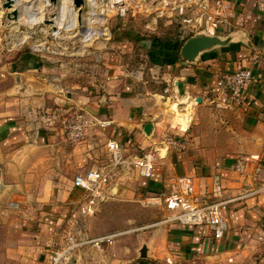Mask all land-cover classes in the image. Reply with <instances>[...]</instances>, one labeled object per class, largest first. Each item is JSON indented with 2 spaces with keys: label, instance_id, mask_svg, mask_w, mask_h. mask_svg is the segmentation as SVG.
<instances>
[{
  "label": "crops",
  "instance_id": "crops-1",
  "mask_svg": "<svg viewBox=\"0 0 264 264\" xmlns=\"http://www.w3.org/2000/svg\"><path fill=\"white\" fill-rule=\"evenodd\" d=\"M216 33L232 34V38L200 52L193 61L166 49L158 62L171 68V73L162 76L166 82L162 91L119 98L111 108L87 95L75 97L73 101L80 99L89 111L111 119L77 143L65 141L57 108L41 114L14 106L19 98L12 94L14 82L0 91V264H50L49 255L61 246L65 233L76 231L80 218L88 228L102 200L161 195L170 180L191 171L207 191L217 183L221 186V192L210 200L220 204L225 221L222 235L215 237L208 224L170 220L148 234L134 236L131 245L121 246V252L131 249L129 264H264V191L240 196L264 180V0H230ZM238 66L250 68L252 74L241 105L216 107L211 99L217 94L218 76ZM196 96L201 100L194 103ZM171 102H177L179 111L185 113L174 116ZM208 104L217 110L211 112L213 116ZM193 109L195 121L191 123ZM148 121L150 133L143 130ZM168 131L182 135L186 148L168 149L161 156ZM108 139L122 146L126 161L145 150L159 149L160 154L150 176H144L134 163L126 166L128 172H120L126 168L122 166L112 170L111 175L118 172L122 182L104 186V197L97 198L93 212L87 213L88 193L73 185V177L107 161ZM62 177L65 183L57 181ZM143 243L145 256L139 254ZM105 249L109 254L111 249ZM74 260L73 264H79L77 257ZM115 260L120 264L117 256Z\"/></svg>",
  "mask_w": 264,
  "mask_h": 264
},
{
  "label": "rangeland",
  "instance_id": "rangeland-1",
  "mask_svg": "<svg viewBox=\"0 0 264 264\" xmlns=\"http://www.w3.org/2000/svg\"><path fill=\"white\" fill-rule=\"evenodd\" d=\"M142 2L127 0L126 13L120 14L109 0H84L80 6L72 0H0V91L14 82L12 94L19 97L14 106L41 114L57 108L61 127L65 114L83 106L80 99L73 101L75 97L87 95L111 108L135 93L148 96L151 91H162L166 84L162 76L171 73V68L158 61L166 49L180 53L181 38L187 33L167 16L148 13ZM169 104L174 116L185 113L179 111L177 102ZM207 106L210 114L217 112L214 105ZM63 133L65 141L73 143ZM105 157L102 165L112 173L118 167H110L106 150ZM117 173L112 174L111 184L122 182ZM57 181L65 183L66 179ZM94 215L88 228L83 218L78 219L76 231L89 237L113 234L110 239L99 243L102 247L82 245L57 264H73L76 257L79 264H118L116 256L120 264H129L131 249L121 252V246L170 221L171 213L157 194L143 193L132 199L108 197ZM120 237L122 242L107 243ZM105 248L111 249L109 254Z\"/></svg>",
  "mask_w": 264,
  "mask_h": 264
},
{
  "label": "built area",
  "instance_id": "built-area-1",
  "mask_svg": "<svg viewBox=\"0 0 264 264\" xmlns=\"http://www.w3.org/2000/svg\"><path fill=\"white\" fill-rule=\"evenodd\" d=\"M112 3L116 4L117 12L126 13V5L123 0L120 3L112 0ZM142 3L144 10L148 13L167 16L170 21L177 22L182 28L181 30L187 34L197 31L216 33L219 25L224 22L230 7V0H143ZM251 77V70L246 66H238L232 71L220 74L216 81L217 94L213 96L211 102L216 107L228 109L240 106L243 101V89ZM61 123L67 138L71 142L77 143L95 127L111 123V119L101 118L87 108L78 106L70 113L65 114L61 118ZM161 144V148L168 147L174 151H183L186 148L184 137L172 131L165 134ZM106 152L110 167H126L130 163H134L138 165L144 176L151 175L155 161L160 154L159 149L145 150L126 161L127 156L115 139L106 141ZM111 176L110 168H107L106 165L91 167L74 175L73 185L83 187L88 193L85 212L92 213L97 198L104 197L103 187L110 185ZM165 188L158 198L171 211L170 220L181 223L208 224L215 237L222 235L225 221L219 211L220 204L217 200H210L212 196L221 192L220 184H215L209 192L205 189L197 173L191 171L170 180ZM259 191H264V180L259 182L254 189H245L240 193V196ZM112 235L89 237L83 232L68 230L61 246L50 253V264H57L61 260L68 259L76 248L84 244H99L105 239H110Z\"/></svg>",
  "mask_w": 264,
  "mask_h": 264
},
{
  "label": "water",
  "instance_id": "water-1",
  "mask_svg": "<svg viewBox=\"0 0 264 264\" xmlns=\"http://www.w3.org/2000/svg\"><path fill=\"white\" fill-rule=\"evenodd\" d=\"M73 3L77 6H80L84 0H72ZM232 38V34H229L225 37H222L218 33H210L206 31H197L189 35L180 47V55L182 58L193 61L195 57L202 51L211 49L217 45H224L229 42ZM196 102L201 100L200 96L194 98ZM152 123L150 121L146 122L143 126V130L146 133H150ZM168 147L161 149V156H164ZM147 251L146 245L143 243L139 248V254L145 256Z\"/></svg>",
  "mask_w": 264,
  "mask_h": 264
},
{
  "label": "trees",
  "instance_id": "trees-1",
  "mask_svg": "<svg viewBox=\"0 0 264 264\" xmlns=\"http://www.w3.org/2000/svg\"><path fill=\"white\" fill-rule=\"evenodd\" d=\"M189 35H191V33H188V34H186L185 36H183L182 38H181V41H180V44L189 36ZM175 56L176 57H181V55H180V53H179V49H176V54H175Z\"/></svg>",
  "mask_w": 264,
  "mask_h": 264
},
{
  "label": "bare ground",
  "instance_id": "bare-ground-1",
  "mask_svg": "<svg viewBox=\"0 0 264 264\" xmlns=\"http://www.w3.org/2000/svg\"><path fill=\"white\" fill-rule=\"evenodd\" d=\"M93 15H94V14H93ZM93 15H92V16H93ZM94 16H95V15H94ZM89 19H90V18H89Z\"/></svg>",
  "mask_w": 264,
  "mask_h": 264
}]
</instances>
